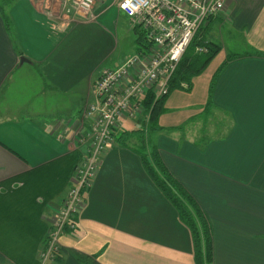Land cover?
Instances as JSON below:
<instances>
[{
  "label": "crops",
  "instance_id": "obj_1",
  "mask_svg": "<svg viewBox=\"0 0 264 264\" xmlns=\"http://www.w3.org/2000/svg\"><path fill=\"white\" fill-rule=\"evenodd\" d=\"M10 5L12 34L0 14V264H48L41 258L43 242L87 153L83 110L95 100L94 83L102 69L120 68L136 56L112 58L117 65L101 68L99 62L110 60L108 51L101 53L110 41L106 47L101 39H113L119 29L136 39L135 27L117 0H98L93 17H64L68 25L55 16L50 0ZM219 24L240 34L244 47L225 55L223 61L243 54L226 63L212 93L215 112L232 114L231 132L222 138L224 128H208L217 138L203 149L194 143L203 120L192 117L206 100L190 116L185 137L176 128L182 124H172L149 139L207 214L213 264H264V0H225L199 34L217 43L207 35L217 34ZM79 29L99 38L70 40ZM22 56L29 61L22 63ZM127 126L117 133L142 127ZM59 247L51 264H84L77 254L89 256L90 264H195L191 232L138 154L117 142L97 172L77 227L61 234Z\"/></svg>",
  "mask_w": 264,
  "mask_h": 264
},
{
  "label": "built area",
  "instance_id": "obj_2",
  "mask_svg": "<svg viewBox=\"0 0 264 264\" xmlns=\"http://www.w3.org/2000/svg\"><path fill=\"white\" fill-rule=\"evenodd\" d=\"M63 17H93L98 0H56ZM128 15L132 26L141 27L152 41L150 52L155 54L144 61L139 54L120 68H105L94 84L95 100L83 110V119L91 122L88 148L76 166L75 184L57 211L49 230L41 258L45 263L60 253L59 238L65 228L77 227L78 215L101 166L102 155L114 141L120 119L134 118L141 111L149 91L158 96L169 92L168 82L176 71L189 45L205 24L219 15L225 0H117ZM197 51H207L199 46ZM141 66L138 75L128 79L131 70ZM133 79V80H132Z\"/></svg>",
  "mask_w": 264,
  "mask_h": 264
},
{
  "label": "trees",
  "instance_id": "obj_3",
  "mask_svg": "<svg viewBox=\"0 0 264 264\" xmlns=\"http://www.w3.org/2000/svg\"><path fill=\"white\" fill-rule=\"evenodd\" d=\"M12 0H0V14L3 18L5 26L9 33L14 31L13 24L9 13L6 10V5H10ZM137 50H148L152 47V41L148 39L146 32L141 27H135ZM206 36V34H205ZM204 46L207 51L203 53H197V46ZM221 47L215 42L207 41L202 37V34L197 35L192 43L189 45L185 55L179 63L176 71L172 75L168 82L169 92L165 95L156 97L154 92L149 91L146 96L145 114H147L148 120L144 121L141 128L133 130H124L121 133H117L118 129L114 133V141L119 143L125 148L134 150L141 159L143 168L151 181L155 184L157 189L162 193L164 198L175 209L179 217L180 222L191 232L194 246V263L195 264H213V248H212V226L205 211L201 208L196 199L190 194V192L182 185L173 172L164 163L158 146L151 143L149 136L160 131H170L173 127H166L159 125L163 111L165 110L164 104L167 100V96L174 90L187 91L192 88L194 77L197 73L204 72L208 67L210 61L220 52ZM260 55L259 52H256ZM264 55V53H262ZM243 54H233L227 56L217 70L213 73L211 83L209 85V93L207 103L204 106L203 111L192 118L200 117L203 120V126L200 129L199 135L194 134V143L200 148H205L209 141L217 138V136L209 135L208 128L211 132L215 133L217 130L225 129L227 133L222 134V138L226 137L231 132L232 128V114L230 112L220 111L222 113L216 114L212 93L215 87L216 78L226 63L236 57H241ZM253 55V54H252ZM189 83L191 87L185 88L182 84ZM211 115L215 118L214 124L211 128L209 119ZM152 122H155L153 124ZM181 129L182 135H187L186 125L176 127ZM212 129V130H211ZM214 135V134H213ZM136 140L138 143L136 146H130V142ZM93 186V185H92ZM90 191V190H89ZM89 193V192H88ZM88 196V194H87ZM86 196V197H87ZM65 231H72L70 228H65ZM47 240V239H46ZM46 240L43 242L45 244ZM77 259L84 262V264H90L91 258L89 256L77 254Z\"/></svg>",
  "mask_w": 264,
  "mask_h": 264
},
{
  "label": "rangeland",
  "instance_id": "obj_4",
  "mask_svg": "<svg viewBox=\"0 0 264 264\" xmlns=\"http://www.w3.org/2000/svg\"><path fill=\"white\" fill-rule=\"evenodd\" d=\"M12 1L10 2L11 4H12ZM50 1L52 3L51 8H54L57 12L55 14V16L59 17L62 20V22L64 20L66 21V19H64V17H63V14L58 12V6L59 5L56 2V0H50ZM11 6L12 5H6V10L8 13L10 11ZM66 23H67V25L69 24L68 21H66ZM70 23H72V20L70 21ZM110 27H113V26H110ZM222 27L223 26L221 24H219L217 34H215L214 30H213L212 32L208 31V35H207L208 38L216 41L217 43H219L223 46L222 53L220 51L210 61L208 67L204 70V72H200V73H197L195 75L194 80H193V84H192V88L190 90L181 91V90L176 89L173 92H171V94H169V96H167V100L165 101V104H164L165 110L163 111L160 119L158 120L159 125H165V126H170L172 124L186 125L190 119V116L195 114L196 112H198L201 109V105L206 102L207 97H208L209 85L211 83L212 75L217 70V68L219 67L221 62L224 60L225 55H227L228 52L234 51L235 49H238V51H240L242 48H244L240 44V42H241L240 41V34L234 33L233 31H229L227 26L223 27V28ZM113 33H114V34H112L113 39H110V38H108V39L102 38L101 39V40H103V44L106 47H107L108 41H110L108 47L102 49V51H101V53H105V51H108L107 55H109L108 57H110V60L104 59L101 62H99L101 68L112 67L114 64L112 65L113 60L111 61V59L116 58V60H117L121 56L126 58L130 55H133V54H136V55L139 54L141 56L140 58H142L144 61H149L150 59H152L154 57L155 54L151 53L150 49L145 50V51L144 50H141V51L137 50L136 51V45H135L136 39L134 38V34L129 29H128V33L124 29H119L118 31L113 32ZM89 38L97 39V38H99V36L95 33L88 32L87 30L79 29L76 33H74L72 35L70 40H86ZM88 41H93V40L89 39ZM111 41H113L112 42L113 45L111 47L112 50L110 52L109 48L111 46ZM197 48H199V46H197ZM197 48H196V52L200 53L197 51ZM114 49H115V52H114ZM127 52L129 54L126 56ZM93 60H94V57H92L89 60L88 64L93 63ZM99 64H97L94 68L96 69L99 66ZM115 65H117V64H115ZM103 70L104 69L101 70V73L103 72ZM140 70H141L140 65H136L135 67H133V69L131 70V74L128 76V79L138 75ZM182 85L185 88L191 87V85L187 82L186 83L184 82ZM18 99L21 100V98H18ZM145 113H146L145 112V103L142 102L141 111L138 113V115L135 116L134 118H132V117L131 118H123L122 117L119 121V126L122 127V129H124L123 126L126 127V124L128 125L127 127H130L133 124L136 126H143L144 121L148 120L147 114H145ZM214 119L215 118L211 115V117L209 119V122L211 123V125H213L215 123ZM152 123L155 124V122H152ZM201 123H202V121L198 120V123L195 124L196 129H199V127L201 126ZM83 125L86 127V133H87L86 139H87V144H88L89 143L88 142V134L91 130V122L83 123ZM195 127L193 126V129ZM114 132H116L115 129H114ZM114 143L115 142H112L111 145ZM151 143L152 144H150V145L153 146L152 141H151ZM111 145L109 144L107 146L106 151L102 155L101 166L103 165L104 158L106 156L107 151H109ZM96 175H97V173H96ZM96 175L94 176V178L92 180L93 183H94ZM75 178H76V176H73V180L71 181L72 184H71V186L68 189L66 194H68L69 191L73 188L72 186H73V184H75ZM52 261L54 262L55 260L49 259L46 261V263L50 262L48 264H51Z\"/></svg>",
  "mask_w": 264,
  "mask_h": 264
},
{
  "label": "water",
  "instance_id": "obj_5",
  "mask_svg": "<svg viewBox=\"0 0 264 264\" xmlns=\"http://www.w3.org/2000/svg\"><path fill=\"white\" fill-rule=\"evenodd\" d=\"M28 61H29L28 59H26L25 57L22 56V58H21V62H22V63H24V62H28Z\"/></svg>",
  "mask_w": 264,
  "mask_h": 264
}]
</instances>
